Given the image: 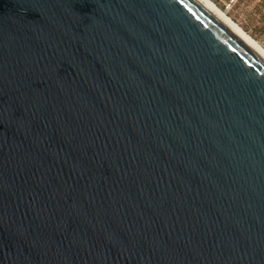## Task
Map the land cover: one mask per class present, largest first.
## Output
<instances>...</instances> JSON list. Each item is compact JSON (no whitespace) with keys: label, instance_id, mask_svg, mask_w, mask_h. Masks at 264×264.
<instances>
[{"label":"water","instance_id":"water-1","mask_svg":"<svg viewBox=\"0 0 264 264\" xmlns=\"http://www.w3.org/2000/svg\"><path fill=\"white\" fill-rule=\"evenodd\" d=\"M0 264H264V60L197 0H0Z\"/></svg>","mask_w":264,"mask_h":264},{"label":"rangeland","instance_id":"rangeland-1","mask_svg":"<svg viewBox=\"0 0 264 264\" xmlns=\"http://www.w3.org/2000/svg\"><path fill=\"white\" fill-rule=\"evenodd\" d=\"M264 49V17L255 0H211Z\"/></svg>","mask_w":264,"mask_h":264},{"label":"bare ground","instance_id":"bare-ground-1","mask_svg":"<svg viewBox=\"0 0 264 264\" xmlns=\"http://www.w3.org/2000/svg\"><path fill=\"white\" fill-rule=\"evenodd\" d=\"M217 18H219L237 37L251 47L263 60H264V49L250 37L244 29L238 26L232 19H230L215 3L211 0H197Z\"/></svg>","mask_w":264,"mask_h":264},{"label":"crops","instance_id":"crops-1","mask_svg":"<svg viewBox=\"0 0 264 264\" xmlns=\"http://www.w3.org/2000/svg\"><path fill=\"white\" fill-rule=\"evenodd\" d=\"M255 2L258 3V5L262 8V11L264 13V0H255Z\"/></svg>","mask_w":264,"mask_h":264},{"label":"trees","instance_id":"trees-1","mask_svg":"<svg viewBox=\"0 0 264 264\" xmlns=\"http://www.w3.org/2000/svg\"><path fill=\"white\" fill-rule=\"evenodd\" d=\"M263 17H264V13H263Z\"/></svg>","mask_w":264,"mask_h":264}]
</instances>
